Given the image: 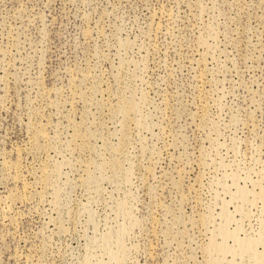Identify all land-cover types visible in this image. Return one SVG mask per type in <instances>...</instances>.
Returning a JSON list of instances; mask_svg holds the SVG:
<instances>
[{
	"label": "rangeland",
	"instance_id": "374dc122",
	"mask_svg": "<svg viewBox=\"0 0 264 264\" xmlns=\"http://www.w3.org/2000/svg\"><path fill=\"white\" fill-rule=\"evenodd\" d=\"M0 264H264V0H0Z\"/></svg>",
	"mask_w": 264,
	"mask_h": 264
}]
</instances>
